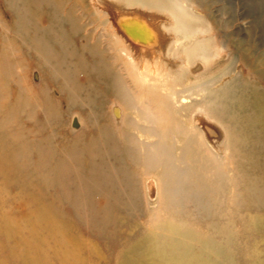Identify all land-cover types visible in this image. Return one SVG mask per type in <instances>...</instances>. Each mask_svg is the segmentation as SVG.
<instances>
[{
    "label": "rangeland",
    "instance_id": "374dc122",
    "mask_svg": "<svg viewBox=\"0 0 264 264\" xmlns=\"http://www.w3.org/2000/svg\"><path fill=\"white\" fill-rule=\"evenodd\" d=\"M176 1L200 19L197 24L199 32L190 41L183 34L165 29L166 25L169 26L165 11L133 5L127 0L124 6L113 0L107 2L131 11H143V15L155 24L159 37L165 39L168 47L172 45L174 50L189 48L197 41L209 39L220 45L219 49H222L219 54L211 55V59L208 57L207 65L203 63L199 68L195 67L196 63L191 65L195 73L191 74L190 81L176 86L177 91L210 82L211 77L218 74L220 78L213 87L232 86L236 98L249 95L239 87L245 83L252 84L264 93V0ZM61 4L64 3L58 5L56 0L54 6H48L49 2L43 0H0V264H127L126 261H141L139 250L144 232L153 218L160 221L172 218L182 223L187 230L204 237L213 236V226L217 222L226 228L222 232L224 236L234 229L232 236L235 246H231L230 251L234 252L237 264L249 262L251 249L264 248L261 245L264 234L258 235L254 228L248 227L243 217L246 212L242 208L246 188L238 182L233 171L231 158L234 155L229 146L237 144V140L229 136L223 151L214 156L217 163L210 166L215 176L211 177L210 174L201 179L202 183L217 190V196L214 193L204 194L205 199L209 198V203H218L217 210L214 208L212 212L200 214L201 208L193 203L194 200L183 198L181 194L178 205L168 208L171 205L166 204L165 198L162 199L157 177L161 168L146 172L142 164L146 159L143 151L160 142L162 147L181 159L184 154L177 143L182 138L173 134L169 140L167 137L161 140L154 136L148 137L139 129L126 128L124 115L128 114L135 122H139L138 111L126 109L116 101L102 109L101 96H94L97 87L93 88L94 82L89 81L92 78L84 69H75L74 72L68 70L75 77L79 88L91 83L89 92H81L75 97L74 88L77 85L69 80L70 77L65 78V66L57 69V60L75 64L77 59L67 55L68 49L69 52H78L88 65L96 61L81 48L80 39L81 35L96 25H88L77 35L64 19L61 18L62 22L59 23L50 17L46 19L43 14L48 9L55 10L56 6L57 11L61 12ZM65 4L64 8L75 4L78 10L83 9V5L84 9H98L104 18H107L106 12L110 9L104 5L100 8L92 0H71ZM80 10L77 14L81 16ZM87 19L89 21V17ZM106 27L107 31L99 28L94 38L101 39L99 48L108 57L113 72L119 74L135 92L133 78L138 77V74L129 68L125 52L113 56L112 47L115 46L108 44L107 38L100 33L106 35L108 32L111 36L116 31L111 21ZM62 31L70 34L71 40ZM39 39L46 40V49H41ZM68 45L70 47L66 48ZM189 94L193 98L183 99L184 103L202 101L198 107L209 111V104L203 100L202 92L193 94L190 91L183 95ZM48 102L52 105L50 108ZM258 107L256 105L253 109ZM191 115V111L185 113L180 117L181 123L190 127ZM222 123L229 130L235 126V123L227 121ZM106 124L109 127L112 125L117 136L132 134L133 138L130 137L136 141L137 150H128L121 143L110 142L108 146V141L102 144L112 150L88 149L91 139L105 141L108 138L101 130ZM201 124L202 130L207 133V140L217 147L218 134L213 130L214 124L203 121ZM141 125L143 130L152 126L148 122H142ZM250 136L247 133L246 137ZM258 137L264 143V130L259 131ZM129 140L127 143H130ZM201 147L203 155H211L212 151ZM68 150L75 152L71 155L72 159L66 156ZM239 154H244V151L241 150ZM61 160H74L80 176L69 170L72 163L60 168L58 163ZM135 174L138 176L135 193L129 197L120 194L126 185L117 184L125 183ZM78 176L88 183L87 189L80 190ZM251 176L264 186L262 166ZM107 178L116 180L117 191L112 188L113 183L110 186L104 184V192L112 191L118 197L116 200L102 199L105 193L92 187L93 183ZM184 183L191 185L189 188L194 192L199 188L197 184H190L188 179ZM235 197L237 205L233 202ZM220 206L222 209L219 211ZM253 211L264 218V203L261 207H254ZM217 212L221 218L218 216L216 219ZM255 238L256 241L261 240L260 245L252 244L251 240ZM75 239L78 244L73 249L71 246ZM67 247L73 250L70 255L66 253Z\"/></svg>",
    "mask_w": 264,
    "mask_h": 264
},
{
    "label": "bare ground",
    "instance_id": "6f19581e",
    "mask_svg": "<svg viewBox=\"0 0 264 264\" xmlns=\"http://www.w3.org/2000/svg\"><path fill=\"white\" fill-rule=\"evenodd\" d=\"M40 1L41 0H37V2ZM43 1L49 2L48 6H54L53 3L55 0ZM59 1L68 4L71 0ZM59 1L56 0L58 5L60 3ZM92 1L99 7H102V5L110 7V9L107 8V10L109 9V11L106 12L107 18H104L105 16H102L98 9L95 11L88 7L84 9L85 5H83V9H79L81 11L80 16L77 14L79 10L75 4L71 5L70 8H64V4H61L59 6L63 9L61 12L57 11L58 6H56L55 10L52 11L48 9V12L43 14L47 17L46 19L50 17L57 20L58 23L62 22L60 21L61 18L64 19V21H67L70 25L72 32L77 35L78 33L81 34V30H85L84 28L88 25L92 23L96 25L94 29L80 37L82 43L81 48L88 51L96 61L88 65L78 52H75V50L69 52L68 49L66 51L67 55L71 56V58H76V63H67L66 61L61 62V60H57V69L60 70L62 66H65L66 75H63L65 78L70 77L69 80L74 82V85H77V88H74L76 92L75 97L79 96L81 92H89L88 89L90 90L89 85L91 83L89 82L87 87L82 86L79 88V84L76 83L75 77L72 73L69 74L68 70H73L74 72L75 69H84L85 72H88L87 75H90V78H92L89 79V81L91 80L92 83L94 82L93 88L95 86L97 87L96 90H94V96H101L100 107H102V109H105L109 103L116 101L115 103L126 109L138 111L139 122H135L128 114L124 115L123 122L126 128L139 129L143 133L148 134V137L154 136L156 138L158 137V139L167 137L169 140L173 134L182 138V141L177 143L184 154L181 159H178L165 147H162L160 142L150 145L146 152L143 151L146 159L142 164L146 172H155L158 167L161 168V171L157 173V177H159L160 180L159 187L162 193V199L165 198L166 204L171 205L168 208L178 205V197L181 194L183 198H188V200L191 201L194 200L193 203L201 208L200 214L212 212L214 208L217 210V202L211 204V202L209 203V198H204V194L208 193H214L217 196V190L202 183L201 179L210 174L212 175L211 177L215 176L210 170V166H214L217 163L214 156L223 151L224 145L228 143L229 136L234 137L238 143L234 146L229 145L232 147L230 151H233L234 155V157L231 158V163L234 165L233 171L236 174L238 182L245 185L246 188L245 202L242 207L246 212L243 217L248 227L254 228L258 235L264 234V218L253 211L254 207L263 206L264 186L255 181L251 176L252 172L257 168L262 166L264 169V143L262 139L258 137L259 131L264 130V93L257 90L252 84L245 83L242 87L241 85H239V87L240 89L242 88L245 93L248 92L249 95H247V97L243 96L236 98L234 97L232 86L213 87V84L220 78L218 74L211 77L212 80L210 82H203L196 87L189 86V88L186 87L182 91H177L176 86L184 85V81H190L191 74L195 73L191 65L196 63V68H199L203 63L207 65L208 57L211 59V55L214 56L219 54V51L222 49H219L220 45L217 44L216 41L209 39L204 42L194 41L196 44H193L189 48L181 47L179 48L180 50H174L172 45L168 47L165 43V39L159 37L158 29L155 24L143 15V11L140 13L138 9L131 11L123 7V3L126 0H113L117 2L116 4L118 5L122 4L123 6L121 7L114 6L113 3V5L110 4L107 2L108 0ZM127 1H129L130 4L147 7L151 10L155 9L160 12L165 11L168 16L167 22L169 24V26H165V29L170 32L174 31L183 34V37L189 41L199 32L197 24L200 23V19L195 18L186 11V9H183L184 7L182 8L176 0ZM88 17L89 21L87 19ZM84 18L87 20L85 23L83 22ZM102 18L104 20H102ZM108 21L112 22L116 34L111 36L108 32L106 35L104 33L100 34L102 37L104 36L107 38L108 44L115 46L116 49L112 47L114 49V57H117L116 54L122 51L127 55L129 68L136 71L138 74V77L133 78L135 92L128 87L127 82L124 81L119 74L113 72L112 65L109 60H107L108 57L104 54V51L102 52L101 48H99L101 39L94 38L99 28L103 31H107L106 24ZM28 24L29 22H27V25ZM62 33L66 35L68 40H71L70 34L64 31H62ZM44 41L46 40L39 39L38 41L42 46L41 49H46ZM90 43H92L91 47ZM174 43L177 44V42ZM68 47H70V45L66 48ZM205 47H208V49ZM73 66H75V68H73ZM97 85H99V87ZM190 91L193 94L203 93V100L209 104L208 112L198 107L202 101L196 100L190 104L183 102V99L193 98L190 94L186 96L183 95L185 92ZM88 98L89 97H87V99ZM48 103V108H50L52 105L50 102ZM256 105L259 107L253 109ZM192 110H195L193 111L194 113ZM190 111L192 115L191 126L189 127L181 123L182 120L180 117H183L185 113ZM202 121L203 123L207 122L214 124L215 129H212L218 134L217 147L213 146L212 143L207 140V133L201 128ZM223 121H227L231 124L235 123V126L232 127L230 125L231 129L229 130L222 123ZM142 122H148L152 126L146 128L147 130H143V126L141 125ZM196 127L201 130L197 131L195 129ZM101 128L102 132H104L101 133L107 135L108 138H105V141L100 139H98V141L96 140L97 138L91 139V142L87 146L88 149L93 147L101 151L112 150L113 148L109 147V149L107 145L102 144L108 141V146H110V142L116 144L121 143L124 148L126 147L128 150L131 149L133 152L137 150L136 141L132 139V134L129 133V135L117 136L113 132L112 125L109 127L107 124L103 125ZM247 133L251 136L246 137ZM127 139L130 143H127ZM205 143H207V145ZM128 144L130 147H128ZM201 146H205L203 147L204 149L206 148L208 151H212V153H210L211 155H203ZM241 150L244 151L242 155L239 154ZM74 153L75 152L68 150L66 156L72 159L71 155H74ZM70 163L72 164L69 165V167H71L69 170L74 172L75 175L78 174L80 176L74 160L68 162L61 160L58 166L63 168ZM79 176V183L81 182L79 187L80 190L83 191L87 189L89 185L83 179L81 180ZM216 177L218 176L216 175ZM137 178L138 176L135 174L131 175L125 183L119 182V184H117L118 186H121L120 184L126 185L125 190L121 188L120 194H127V197L133 195L136 191ZM186 179H188L189 183L192 182L194 185H199V188L195 189L196 192L189 188L191 185L184 183ZM115 181L116 180L113 178L110 180H108V178L103 179L97 183H93L92 187L98 188L96 190L103 193L106 190V186L114 183V187L112 188L117 191ZM100 182L102 184L99 185L98 183ZM104 184L106 185L105 187H103ZM104 193L105 195H103L102 199L109 200L110 198L116 200L118 198L115 197V193L112 191L110 193ZM233 202L237 205L236 197ZM221 209L222 206H220L219 211ZM215 214H217V216H215L216 219H218V216L221 218L218 212ZM153 219H150V223L144 232L143 242L139 250V255L142 256L141 261H126L127 264L238 263L235 260L234 252L230 251V247L235 246L234 236H232L235 232L234 229L229 231L230 234L224 236L222 232H224L226 228L219 226L216 221L217 224L213 226L215 229V231H213V236L204 237L190 229L187 230L182 223L172 218L162 219L161 221L158 220V218ZM222 235L226 237V239L223 237L221 238ZM63 239L66 240L65 237H63ZM251 241L252 244L256 243L258 245H260L261 242V240L256 241V238ZM77 244L75 239L71 247L74 249V247H77ZM261 245L264 246V240H262ZM71 252H73V250L67 247L66 253L70 255ZM246 264H264V248L262 250L258 247L251 249L250 261L246 262Z\"/></svg>",
    "mask_w": 264,
    "mask_h": 264
}]
</instances>
